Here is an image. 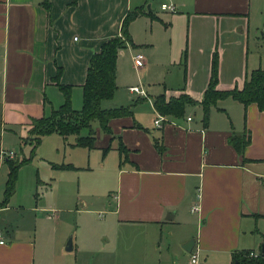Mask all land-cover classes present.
<instances>
[{
  "label": "crops",
  "instance_id": "0c3cea01",
  "mask_svg": "<svg viewBox=\"0 0 264 264\" xmlns=\"http://www.w3.org/2000/svg\"><path fill=\"white\" fill-rule=\"evenodd\" d=\"M161 4L173 5L174 11L161 10ZM136 9L142 13L128 25L132 44L118 53L117 89L105 106H123L116 92L125 50L143 55L137 69L144 75L154 67L166 74L160 92L146 90L141 96L127 88L136 96L132 114L110 119L111 133L93 127L91 149L72 146L75 135L52 133L57 144L83 157L86 167L93 152L101 155L97 193L103 207L99 218L106 215L103 242L114 245V255L128 258L137 246L139 254L157 256L193 239L188 253L197 252L204 264H231L235 253L261 252L264 112L255 103L244 106L227 97L210 107L205 125L200 104L187 105L177 118L160 114L153 102L160 94L201 101L214 54L218 90L241 88L247 73L264 69V0H0V165L8 159L6 141L25 144L30 118L63 103L58 69V83L72 87V108H81L91 56L121 36L123 18ZM158 115L160 127L154 124ZM244 132L250 140L239 153L229 138ZM119 142L127 150L122 162ZM52 218L44 208L9 199L0 208V264H86L83 248L91 239L74 240L66 250Z\"/></svg>",
  "mask_w": 264,
  "mask_h": 264
},
{
  "label": "rangeland",
  "instance_id": "374dc122",
  "mask_svg": "<svg viewBox=\"0 0 264 264\" xmlns=\"http://www.w3.org/2000/svg\"><path fill=\"white\" fill-rule=\"evenodd\" d=\"M120 63L122 71L118 79L116 95L123 106L130 105L131 98L136 97L127 91L130 86H140L145 94L147 90L149 95L160 92L161 81L166 76L164 72L154 67L144 75L143 71L134 65L131 52L129 53L128 50L120 55ZM97 125L95 121L93 127ZM54 137L57 136L52 133L42 136L35 147L29 143L17 144L16 140L5 142L3 148L7 152L14 151L13 158L19 161L26 159L17 171L15 192L10 198L12 204H22L25 207L37 205L39 208H44V213L53 217L52 221L57 223L55 233L58 234L59 240L65 243L64 247L69 241L73 243L75 240L77 244H80L84 237L86 240L91 239L88 243L91 246L83 248L88 259L86 264H190V257L194 251L185 252L182 245L171 246L169 251H164L163 255L157 254V256L139 254V246L136 247L137 252L134 257L125 258L114 255V245L105 244L101 237V225L106 218V215L104 218H99L100 214H103L100 212L103 207L97 193L99 192L101 155L93 152L90 166L86 167V164L82 163L83 157H77L76 152L72 153L66 145L57 144ZM69 158L74 160L77 167L74 165L73 168L65 167L70 163ZM7 169V163L3 162L0 165V200L3 198ZM84 201H86V207H84ZM51 234L54 237V230ZM257 234L259 243L264 244V223H259ZM71 254L75 257L76 250ZM199 262L204 264L203 261ZM221 262L223 261L219 263Z\"/></svg>",
  "mask_w": 264,
  "mask_h": 264
},
{
  "label": "trees",
  "instance_id": "16d2710c",
  "mask_svg": "<svg viewBox=\"0 0 264 264\" xmlns=\"http://www.w3.org/2000/svg\"><path fill=\"white\" fill-rule=\"evenodd\" d=\"M141 9L128 12L122 20L121 36L113 37L105 41L100 50L94 53L86 69L85 80L82 85V105L79 110H74L71 104V86L58 83L57 77L60 69L57 70L55 77L58 89L63 95V103L57 108L52 109L48 114L40 117L30 118L27 123V137L22 138L24 143H29L35 147L40 142L41 137L51 133H57L66 138L69 135H75L72 146L91 149L94 147L96 132L93 129V123L97 121L100 129L105 133H111L108 125L109 120L121 116L132 114V105L106 107L104 105L110 101L117 89L116 85V60L120 49L131 45L132 39L128 33L129 23L140 15ZM151 15V13H149ZM217 84V56L214 54L211 75L209 82L201 101H195L186 94H180L176 97L165 98L164 94L156 96L153 105L157 112L162 115L173 117H182L185 107L189 104H200L203 115L202 121L206 125L208 121L209 109L215 105L218 100L230 97L242 103L244 106L255 103L258 110L264 112V69L257 68L247 73L243 86L241 88H232L229 90H218ZM82 129H86V135H81ZM250 135L245 132L240 135H233L229 138V143L242 153L246 144L249 143ZM158 150L162 147L155 142ZM32 147V148H33ZM108 147L103 149V153ZM117 150L119 151L121 162L127 160V150L119 142ZM26 159L16 160L8 158L6 160L8 173L4 184L3 198L0 200V208L5 207L10 197L13 195L17 179V171ZM70 168V165H65ZM250 251H243L233 254L231 264H264V255L259 252L255 257L249 255Z\"/></svg>",
  "mask_w": 264,
  "mask_h": 264
},
{
  "label": "built area",
  "instance_id": "2783aa9c",
  "mask_svg": "<svg viewBox=\"0 0 264 264\" xmlns=\"http://www.w3.org/2000/svg\"><path fill=\"white\" fill-rule=\"evenodd\" d=\"M160 9L163 11H174V7L171 4H161ZM132 59H133L134 65L136 67H140L142 65L143 55L140 53L133 54ZM128 90L132 93H136L141 96H146L145 92L140 86H130L128 87ZM187 119L189 120L190 117H188ZM162 121H163V117L158 115L157 118L154 120L155 126L160 127ZM3 155H5L7 158H13L15 156V153L14 151H8L7 153H3ZM191 210L195 211L197 210V207L193 206ZM0 238H1V234H0ZM0 243H3V240H0ZM258 254L259 253L253 252V251H250L249 253V255L253 257L257 256ZM190 264H199L197 252H194L191 254Z\"/></svg>",
  "mask_w": 264,
  "mask_h": 264
},
{
  "label": "water",
  "instance_id": "95a60500",
  "mask_svg": "<svg viewBox=\"0 0 264 264\" xmlns=\"http://www.w3.org/2000/svg\"><path fill=\"white\" fill-rule=\"evenodd\" d=\"M148 10H149V6H148ZM193 246H194V240L191 239L186 245H184L183 248L187 252H190L192 250ZM65 249L68 250V251L72 249V243H71V241H69L67 243V245L65 246ZM261 253L264 255V245H262Z\"/></svg>",
  "mask_w": 264,
  "mask_h": 264
}]
</instances>
